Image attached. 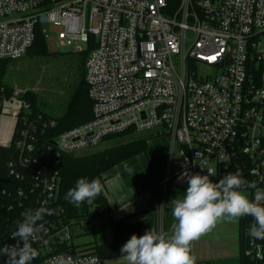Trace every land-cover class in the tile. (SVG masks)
Instances as JSON below:
<instances>
[{
	"label": "built area",
	"instance_id": "built-area-1",
	"mask_svg": "<svg viewBox=\"0 0 264 264\" xmlns=\"http://www.w3.org/2000/svg\"><path fill=\"white\" fill-rule=\"evenodd\" d=\"M45 24L59 27L56 36L43 28L57 49L83 51L78 44L86 48L95 39L84 64L93 117L51 141L57 154L78 153L119 132L166 135L162 221L166 187L178 174L211 169L218 182L239 171L264 189V0H0V60L27 54L36 27ZM28 120L15 141L23 166L44 155ZM58 183L57 173L42 179V204L56 198ZM245 191L254 199L255 189ZM72 236L68 224L43 225L30 238L38 252L32 264L68 256L74 264H103L94 254L56 250ZM246 254L264 260V240L250 236Z\"/></svg>",
	"mask_w": 264,
	"mask_h": 264
},
{
	"label": "trees",
	"instance_id": "trees-1",
	"mask_svg": "<svg viewBox=\"0 0 264 264\" xmlns=\"http://www.w3.org/2000/svg\"><path fill=\"white\" fill-rule=\"evenodd\" d=\"M95 47V39L92 37L88 46L82 51L83 60L81 62L80 80L76 90L69 102L66 111L55 116L46 112L39 106L37 93L26 91L20 96L22 102L30 105L28 111L22 108L18 111L17 122L14 128L12 140L9 145L0 143V248L5 245L17 244V240L11 238V234L17 230L19 223L23 222L22 213L32 210L33 213L41 208L53 210L52 215H44L39 224H68L74 232L77 225L84 229L93 227L95 220H101L110 216L111 207L104 192L96 197L94 202L89 205L86 202L77 207L65 199L69 189L74 188L80 178H87L89 181L98 179L108 170L133 156L146 152L148 139L138 138L127 140V136L132 135L131 131L114 133L107 136L106 140H117L115 145L103 150L90 152L87 154L78 153H59L50 146V143L61 132L81 125L93 117L92 101L88 95V88L84 78V64L89 51ZM48 50V41L43 31V26L36 27L35 40L30 51L45 53ZM11 60H0V77L5 71L7 63ZM1 86V85H0ZM5 90L0 89V100L3 99ZM7 96H11L7 94ZM0 101V112H1ZM28 118L35 126V146L44 150V155L38 159L33 166H23L18 163L17 149L15 141L18 130L25 127L24 120ZM54 120L55 125L51 126L50 121ZM125 139V140H124ZM119 140H124L118 142ZM53 173L59 176L57 196L50 203L41 202V181L44 177ZM239 233V257L240 264H264V260H257L246 254V246L249 235V228L254 219L251 216H244L240 219ZM112 238L108 241L98 240L86 243H76L74 235L70 242H59L57 251L81 252L97 255L102 261L123 258L120 252L121 247L135 234L143 235L149 230L148 220L142 218L136 221L129 217H121L110 220ZM34 248L37 244L29 240ZM22 246L23 242L20 241ZM37 259H33L30 264ZM0 264H7V257L0 256Z\"/></svg>",
	"mask_w": 264,
	"mask_h": 264
},
{
	"label": "clouds",
	"instance_id": "clouds-1",
	"mask_svg": "<svg viewBox=\"0 0 264 264\" xmlns=\"http://www.w3.org/2000/svg\"><path fill=\"white\" fill-rule=\"evenodd\" d=\"M200 166L204 168L202 164ZM207 170V175L188 176L184 197L171 201L174 221L171 235L159 233L155 228L141 236L133 234L120 249L126 264H196L193 242L213 232L219 223L225 220L238 222L244 216L254 219L249 235L254 240H264V189L257 187L255 182L246 181L239 171L230 172L213 182L210 177L214 173ZM245 189H255L254 199L249 198ZM102 191L98 179L80 178L75 187L68 190L65 199L77 207L85 202L91 205ZM46 214L52 215L53 210L41 207L34 213L30 209L22 213L23 222L11 234V238H18L19 242L0 248V256L7 257V264H30L37 257L38 252L29 240L36 238L43 227L38 221ZM54 264H74V261L71 256L59 257Z\"/></svg>",
	"mask_w": 264,
	"mask_h": 264
},
{
	"label": "rangeland",
	"instance_id": "rangeland-1",
	"mask_svg": "<svg viewBox=\"0 0 264 264\" xmlns=\"http://www.w3.org/2000/svg\"><path fill=\"white\" fill-rule=\"evenodd\" d=\"M43 28L46 34L51 36H56L59 31V27L51 24H45ZM78 45L81 49H85V44L79 43ZM74 49L75 45L61 46L57 49L54 40L50 39L48 41V50L45 53L30 51V53L7 63L3 75L0 77V89L5 90L3 99L0 100L3 102V107L0 112V126H3L7 130V136L1 137V144L9 145L11 142L12 127L13 125L15 126L17 121L16 114L23 105L20 96L24 92L32 91L37 93L39 106L52 115L59 116L66 111L80 80V66L84 55L82 51H74ZM200 68L201 70H206L203 65H200ZM7 94L11 96H7ZM155 133V130H149L132 133L133 135L125 137L127 138L126 141L145 137L149 140L148 148L146 152L137 154L126 160V162L124 161L120 165L118 164L115 169L110 171L109 177L107 176L105 179L104 177L100 178L103 188L107 187L110 189L119 181L124 186L125 184L126 186L133 185L136 188L135 191L139 190L141 194L144 189L142 185L151 183L152 179H157L159 175L160 177L161 175L165 176L170 141L166 135H157L155 137ZM124 140H119L118 142ZM116 142L117 140H106L94 147L82 149L78 154H87L103 150L115 145ZM179 160L180 158L176 157L174 163L178 164ZM122 167L125 168L121 174L120 168ZM128 169H131V171ZM180 176L182 178L179 183L171 181L168 187H166L168 206L173 207L171 201L176 198L182 199L185 195L188 187V176L185 174H180ZM210 179L213 182H217L214 176ZM140 182H142V185ZM149 187L153 186L150 185ZM149 187L147 186V188ZM144 191L147 190L144 189ZM153 193L156 196H161L162 188H159V190L155 188ZM247 194L249 195L248 192ZM149 213H155L157 215L156 210H151ZM173 222L172 219L170 224L169 222L166 223V229ZM73 235L75 242L79 244L95 239L100 242L108 241L112 238L109 218L105 217L101 220H95L93 227L90 229H84L80 225H77ZM105 264H126V261L117 259L114 261H105Z\"/></svg>",
	"mask_w": 264,
	"mask_h": 264
},
{
	"label": "crops",
	"instance_id": "crops-1",
	"mask_svg": "<svg viewBox=\"0 0 264 264\" xmlns=\"http://www.w3.org/2000/svg\"><path fill=\"white\" fill-rule=\"evenodd\" d=\"M1 106L3 107V102H1ZM15 126L13 125L12 127L13 128L12 136ZM6 133L7 130L4 129L3 126H0V142H2L1 137L3 138L4 136H7ZM155 135H156L155 137H157L156 133ZM169 145H168V155L170 148ZM176 157L179 156H175L172 162V169L174 170L177 169L179 165V163L178 164L174 163ZM117 166L118 165H116L115 167ZM115 167L105 172L101 178L104 177L105 179L109 175L110 171L115 169ZM124 168L123 167L120 168L121 174ZM163 176L161 175L160 177L159 175L157 179L154 180L152 179V182L151 183L149 182L147 185L146 184L142 185V182H140L141 185L144 186V189L147 190L144 191L143 189V192L141 194L139 193V190L135 191L136 188L133 185L126 186L125 184L124 186L119 181L116 183L115 186H112L110 189L107 187L103 188L111 207V214L110 216H108L109 221L111 220V218L115 219L121 217H129L130 220L132 221L146 218L148 220V225H150V229L155 228L159 233H163L166 236L171 235L172 233L171 225L168 227V229H166V223L169 222L170 224V221L173 219L170 213L173 207L167 205L168 200L165 196V213L162 221L159 210V206L162 200V194L161 196L158 195L156 196L153 193L155 188L159 190L160 186H158V182L162 180ZM181 178L182 177L180 176V174H178L172 180H170L169 183L171 181H174V183H179ZM150 185L153 187H149ZM147 186L149 188H147ZM151 210H156L157 215H155V213L150 214L149 212ZM239 233H240V220L238 222H230L225 220L219 223L217 227L213 230V232H211L208 235L202 236L197 241H194L193 252L197 257L196 264H240ZM117 259H123V258L110 259L107 261H114ZM103 262L105 264V261Z\"/></svg>",
	"mask_w": 264,
	"mask_h": 264
},
{
	"label": "water",
	"instance_id": "water-1",
	"mask_svg": "<svg viewBox=\"0 0 264 264\" xmlns=\"http://www.w3.org/2000/svg\"><path fill=\"white\" fill-rule=\"evenodd\" d=\"M69 253L73 254V251H69ZM103 264H104V262H103Z\"/></svg>",
	"mask_w": 264,
	"mask_h": 264
}]
</instances>
